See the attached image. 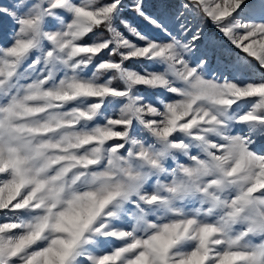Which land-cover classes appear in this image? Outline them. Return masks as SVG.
<instances>
[{
  "label": "snow or ice",
  "instance_id": "6c2138e0",
  "mask_svg": "<svg viewBox=\"0 0 264 264\" xmlns=\"http://www.w3.org/2000/svg\"><path fill=\"white\" fill-rule=\"evenodd\" d=\"M0 22V264H264V0Z\"/></svg>",
  "mask_w": 264,
  "mask_h": 264
},
{
  "label": "rangeland",
  "instance_id": "374dc122",
  "mask_svg": "<svg viewBox=\"0 0 264 264\" xmlns=\"http://www.w3.org/2000/svg\"><path fill=\"white\" fill-rule=\"evenodd\" d=\"M8 24L6 22H0V34H6L8 31ZM133 67H140V65H132ZM142 91H145L147 94L146 89H142Z\"/></svg>",
  "mask_w": 264,
  "mask_h": 264
}]
</instances>
